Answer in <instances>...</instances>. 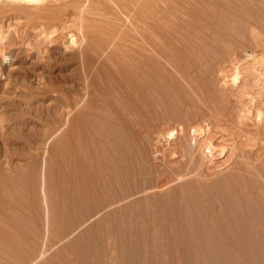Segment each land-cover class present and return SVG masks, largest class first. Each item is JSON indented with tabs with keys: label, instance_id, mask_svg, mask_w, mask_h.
I'll use <instances>...</instances> for the list:
<instances>
[{
	"label": "bare ground",
	"instance_id": "1",
	"mask_svg": "<svg viewBox=\"0 0 264 264\" xmlns=\"http://www.w3.org/2000/svg\"><path fill=\"white\" fill-rule=\"evenodd\" d=\"M18 1L26 12L41 21L42 35L51 41L58 37L68 38L70 45L80 47L85 69L88 68L85 64H95L100 53L112 46L106 52L107 58L122 76L114 79L112 75H117V70L114 72L108 63L102 64L103 67L100 65L97 82L93 79L87 82L90 85V80L93 81L95 98L86 100L90 93L80 98L72 105L76 114L71 115H75V120L67 113L63 125L48 135L42 166L35 170L36 173L31 168L26 176L22 174L25 179L7 178L1 183L2 212L9 213L14 209L18 203L14 205L13 201L20 197L24 202L22 207L32 210L30 213L37 207L41 211L40 205L35 206L41 202L43 234L37 248L34 245L35 250L29 252L24 245L33 244L30 241L34 238L32 231L25 226L28 224H24L20 216L5 213L7 218H13L8 223L15 222L16 225L13 223L5 233H0V262L9 259L12 263L13 259L16 264H116L119 252L128 249V254L142 255L141 258L135 256L141 259L139 263V258H135L137 264H235L242 251L244 255L241 257L248 262L246 255L258 252L255 240L264 239V0ZM57 1L58 4L61 1L62 6L56 7L54 3ZM182 14L187 16L186 21L179 16ZM179 22L184 26L188 24L185 30L195 23L198 28L190 33L196 32L197 38L204 33L199 29L202 27L229 36L222 38V46H212L203 40L196 43L204 56L200 60L212 69L209 66L206 69L192 59L193 65L196 62L201 64L200 69L194 65L198 70H192L188 65L190 61L183 58L186 63L181 58L184 52L179 48L178 51L167 39L169 35L163 28ZM226 30L232 31L231 36L225 33ZM6 31L0 25V46L9 38ZM131 41H136L138 46ZM84 42L88 43L84 45L88 49H82ZM185 46L183 48L188 49L185 52L189 54L184 55H190L192 49ZM215 49L218 52H214ZM0 54L5 57L1 47ZM215 57L220 58L217 66L211 63ZM229 58L236 60L234 66L227 64ZM180 78L191 92L182 87L184 83ZM187 93L195 94V100H199H192L196 103L189 101L194 98ZM154 103L160 105L164 113L159 114ZM182 104L194 105L199 111L204 109L198 113V117L203 114L204 125L191 116L193 109L190 112L191 108L184 106L190 111L183 110ZM151 106L155 107V117L149 111ZM157 115L160 121L153 125L158 120ZM138 116L145 119L134 121L133 118ZM70 117L73 118L72 124ZM190 117L198 124H193ZM61 126L70 129L66 128L64 132ZM76 154L88 160L87 163L94 162L96 182L90 174L93 166L90 163L81 165L86 164L83 160L78 162L79 167H85V171L91 168L80 174L84 178L77 171L74 175L73 171L68 174L73 165L76 168L72 159ZM148 156L151 157V166L149 162L148 166L143 165ZM49 158L52 168L47 165ZM70 160H73L71 169ZM156 161L163 170L158 168L160 172L156 174H145L151 171ZM65 167L68 171H64ZM48 168L53 169L50 174L55 175V178L52 176L54 184L50 183V188H55L50 189L52 194L55 191L51 197L47 189ZM100 169L106 173H101V179ZM208 172L211 174L205 175ZM37 173L38 185L35 182ZM71 174L72 177L67 178ZM186 177L199 182L193 183L194 187L190 189H181L183 193L175 189L178 197L165 196L168 197L165 202L160 200L161 197L158 207L151 203L154 211L142 205L139 208L133 206L129 212L115 214L111 219L105 216L107 220L102 219L99 226L81 233V238L75 236L78 227L86 224L87 219L83 217H90L98 204L101 203L98 210L101 211L107 206L125 203L124 200L138 190L150 194L160 186L159 182L170 185ZM68 179H72L70 189L66 187ZM35 188L39 196L35 195ZM66 191L69 193L65 196ZM38 213L32 215L38 217ZM130 213H138V216L130 217ZM79 220L82 223H78ZM129 223L131 228L126 229L124 225ZM113 224L117 225L115 229ZM41 228H38L39 232ZM72 236L75 239L71 243ZM67 241L70 244H66ZM116 243L122 246L118 247ZM138 249H142L139 252L143 254Z\"/></svg>",
	"mask_w": 264,
	"mask_h": 264
},
{
	"label": "rangeland",
	"instance_id": "2",
	"mask_svg": "<svg viewBox=\"0 0 264 264\" xmlns=\"http://www.w3.org/2000/svg\"><path fill=\"white\" fill-rule=\"evenodd\" d=\"M58 2L59 1L54 3V5H56V7L59 4H60V6H62L61 1L59 4H58ZM29 14L30 13H28L24 10L23 5H21L18 0H0V25H2L4 30L5 31L7 30L6 32H8V34L10 35V36L7 35L9 38H7V41H5L6 44L3 43L0 46L1 48H3L4 54H5V57H4V55L0 54V185L2 182L5 183V181H7V178L25 179L24 176H26L25 174H27L26 172H28L29 169L34 168L33 171H34V173H36L35 170L37 171V169L42 166V163H43L42 159L44 157L45 147L47 146L46 139H47L48 135L53 130L58 128V126L63 125V123L67 117V113L69 114V116L74 117V120H75V115L74 116L71 115V114H76V113H73V112H75V107L73 108L74 109V111H73L72 105H75V103H77V101H80L81 99H83L87 93H90V94H89V96H87L86 100L88 98L94 97V95H93L94 89H92L93 88L92 83H93V81L97 82V77H96L97 72L101 66L103 67L102 64L108 63L111 66V68L114 70V72L117 70L115 72L117 75H115L113 72L114 75H112V76L114 77V79H115V77L122 76L120 72L118 73L117 66L107 58L108 56H107L106 52H109L108 49L113 48L112 46L110 48L108 47L106 49V52L104 51L103 53H100L101 54L100 57L97 55L98 60L96 61V59H95V61H96L95 64H93L94 62H90L91 65L85 64L86 68L88 67L87 68L88 70H87L82 65L83 62H81L82 54H81V51H79V50H81L80 47L78 49V47L76 45H70L68 38L60 39L58 37L57 39H54V41H51L49 38L42 35V33H41L42 32L41 21L34 18L31 14L30 15ZM179 16L183 19L182 21L187 20V16H185L183 14L179 15ZM100 23H102V22H100ZM183 24L184 23L179 22L178 25L172 24L171 26L169 25L168 27L163 28L164 33L169 35L167 37V39L170 40V42H172L173 44H175V46L177 47V50L179 48L180 51H182L184 53H186V52L188 53V51L185 52V50H188V49L183 48L184 45H186L185 47H187V45H188V47L190 46L189 48H190V50L192 49L193 52H191L190 55H188L189 53L186 54L187 56L184 55V53H182L181 58L182 59L187 58V60L190 61L188 63V65L189 64L191 65V66L189 65V67L192 70H198V68L194 69V65H195V67L199 66V69L201 68V64L203 65V67H206V66L211 67L209 64L208 65L203 64L204 62H202V60H200L204 56L202 54L203 52L200 53L201 51L199 50V48H200L199 45L197 44V46H195L196 43L203 40V41H207L212 46H222V44H221L222 38L227 39V38H229V36L228 37L224 36L222 31L221 32L220 31L217 32L215 30L211 31V30H206L204 27H202L199 29L201 30V32L204 31V33L200 32L201 37L197 38V35H194V34H197L196 32L193 34H191L192 32L190 33V31L197 30L198 27H196L195 23H193L190 27L189 26L186 27V30H185V26H187L188 24H185V26ZM226 31H228V30H226ZM225 33H227V35H230L232 33V31H230V33H229V31L225 32ZM203 34H205V35H203ZM86 41L88 42V40H86ZM135 42L136 41H134V42L131 41V43L138 46V43H135ZM85 43L86 42L83 43L82 49L85 48L84 45L87 46V44H88V43L87 44H85ZM200 43H202V42H200ZM192 47H194V49L196 48V50L198 52H196V50H194ZM85 49H88V48H85ZM138 49H139V47H138ZM216 50L217 49H215L214 52ZM83 51L85 53V50H82V53H83ZM217 52H218V50H217ZM88 53H91V52L89 51ZM88 53H86V54H88ZM177 53L181 54V52L180 53L177 52ZM104 54H106V55H104ZM199 54H201V55H199ZM83 55H85V54H83ZM85 56H87V55H85ZM85 56H84V58H85ZM92 59H93L92 61H94V58H92ZM192 59H193V61L197 60L198 63H201V64L198 65V63L196 62V64L194 63V65H193ZM219 60H220L219 57H215L214 60H212L213 62L211 61V63H213V65L215 64L217 66L218 65L217 62ZM183 61H185L187 63L186 59L185 60L183 59ZM227 61H228L227 64L230 66H234L235 62H236V60L234 58H229ZM98 63H100V64L97 65ZM89 66L92 67L91 70H90ZM207 67H206V69H208ZM82 68H84V69H82ZM211 69H212V67H211ZM203 70H205V69H203ZM86 71H88L89 74H87L88 72H86ZM92 71H95V72H92ZM85 72L87 75H89V77L87 76L88 77L87 81H86V77H85L86 76ZM89 79H93V81L90 80V83H91L90 85L87 84V82H89L88 81ZM178 81H180V80L178 79ZM180 82L184 83L183 84L184 86L181 85L182 87H184V88L187 87L186 89L188 90V92H191V89L188 86H185L184 80L182 81V79H181ZM88 85H89V88H88ZM184 91H185V89H184ZM191 94H193V93H187V95H189V96ZM157 97L160 100H158ZM157 97H156V99L160 102L161 98L159 96H157ZM190 97L194 98V97H196V95L194 94V96L191 95ZM91 100L92 99H90V101ZM192 100H195V98L189 99V101H192ZM198 100L196 99L195 101H198ZM162 102L163 101H161L160 103L162 104V107H164ZM192 102L196 103L194 101H192ZM199 104L200 103L195 104V105L198 106ZM153 105H155V103ZM156 105H155V107H158L157 109H158V111H160L159 114L161 112L164 113V111L161 110V108L159 107L160 105H158L157 103H156ZM184 106H185V104L181 105L183 110H189L188 108H185V107H189V108H191L190 109L191 111L190 110L189 111L192 112V109H193V115H191V116L195 117L197 121L199 120L201 125H204L203 114H201L202 116L198 117V113L200 114L201 112L204 111V109L202 111L200 109V106H199L198 109H200V111L196 110L197 107L194 105H191V104H190V106L189 105H187L185 107ZM153 107L154 106H151V109L149 111L151 113V116L155 117L154 112H153ZM69 109H72L71 112H69L70 111ZM189 111H187V112H189ZM148 113L149 112H147V114ZM150 113H149V115H150ZM158 116L159 115H157V117H156V118H158V120H155V122L153 121L154 123L151 121L153 123V125L156 124V122L160 121ZM142 117H144V116H142ZM142 117L138 116L137 119L136 118H133V119L135 121V120H138L139 118L141 119ZM153 117H152V119H155ZM160 117H162V115H160ZM193 117H190V120H191V118L193 119ZM131 118H132V116H131ZM131 118H130V120H133ZM199 118H201V119H199ZM70 119H71V117H70ZM70 119H69V121H71L73 118L71 120ZM144 119H145V117L143 118V120ZM194 119L191 120V121H193V124H195V123L198 124L199 121L195 122ZM141 121H142V119H141ZM161 121H162V119H161ZM72 122H73V120L71 121V124H72ZM66 125H69V123ZM66 128H67V130H68V128L70 129L69 126L68 127L63 126L62 129L64 130V132L66 131L65 130ZM63 130H62V132H63ZM57 136H58V134H57ZM73 142L74 141H72V143ZM48 151H49L48 153L52 152L50 149V145H49ZM47 155H48V157H51V154H47ZM76 156L78 157L79 155L76 154V155L72 156V159H74V163L76 164V168H75V165L72 164L73 160H70V169H71V166L73 165V169H76V170L71 169L68 172L69 175H70L71 171L74 172L73 175L75 174V171H77V173L79 175L80 174L83 175V173L85 171L84 170L85 167L82 168L83 169L82 170L79 167L80 165L78 163V162H82V160H83L82 157H78V159H76L77 158ZM49 160H50V158L48 159V162H50V163H47V165H49L48 167H51V160L50 161ZM147 160L148 161L144 160L143 161L144 164L143 163L142 164L146 165V166H148L150 164L149 166H151L152 165L151 157L148 156ZM87 161L88 160H83V162H86V164L82 163L81 165H83V164L87 165L90 163V166H91L92 164H94L93 161H92L93 162L92 164H91V161H89V163H87ZM148 162H149V164H148ZM153 166H154L153 168H150L151 171H153V172H151L149 170V172L146 171L145 174H148V175H149V173H155L156 174V173L160 172V170H163V168H161L162 166L160 164L157 165V161L155 162V165H153ZM49 169L50 168H48V170ZM77 169H79L80 171ZM89 169H91V168H89ZM89 169H88V171L86 169L85 173L89 172ZM52 170L50 169V172L47 173V177H48L47 182H49L47 184V186L49 185V187H47V189H48V194H50L49 197H51V194H52L50 189L55 190L54 187L50 188V183H51V185H52V182L54 184V180L52 177L54 174H50V173H53V172H51ZM93 170H94V166H93V169H91L92 173L90 172L91 177L93 175H95L94 174L95 171H93ZM64 171H68L66 167H65ZM101 171H102V169H100V172H99L100 179H101L102 174L105 173V170H103L104 172L103 171L101 172ZM214 171L215 170H213V172ZM209 173L211 174V172H208V173H205V175L209 174ZM22 174H24V176H22ZM37 174H36V176H37ZM48 174H50L51 176ZM65 174H67V172H65ZM12 176H17V177H12ZM66 176H68V175H66ZM144 176H146V175H144ZM37 177H36L37 179L35 178L36 184L38 183L37 180L39 179V174ZM69 177H72V174H71V176H68L67 178H69ZM80 177L84 178L85 176L82 177L80 175ZM93 177H95V178H93V180L96 182L97 176H93ZM174 177H177V175ZM54 178H55V175H54ZM3 179H6V180H3ZM102 179H104V178H102ZM10 180H12V179H10ZM68 180H70L69 183H67L69 185L67 186V184L65 183L66 187H69L71 185L70 182L72 183V179H68ZM68 180H66V181L68 182ZM90 180L93 182L92 179H90ZM91 181H90V184L93 185L91 183ZM97 181H99L98 178H97ZM158 181H159V179H158ZM160 181H162V180H160ZM191 181H192V183H191ZM176 182L178 185L176 184ZM176 182H174V184L172 183L170 185H161L162 182H159V183H161L160 186H158L159 188L157 187L150 194L149 193L145 194L143 192L139 193L138 191H140V190L135 192L134 191L136 189L135 188L133 191L131 190L132 193L133 192H135V193H133L132 195L127 197L124 200L125 203L122 201L120 203L121 205L118 204L114 207L107 206L105 209L102 208L101 211H98L101 209V206H100L101 203L98 204L99 206L98 205L97 206L99 208L96 206L95 209H93V211H92L93 213L91 214L92 216L90 215V217H89V215H86L87 216L86 218L84 216L83 217L84 220L87 219L85 221L82 220L83 218L81 219V221L86 222V224L82 225V227H78L80 229L77 231L75 236H79L81 238V233L83 234L88 230L91 231L90 228H93L95 226L96 227L99 226L100 225L99 222L100 221L102 222V219L107 220L108 217L111 219V218H113V215H115V214H121V213L123 214V213L129 212L131 209H133V206L134 207L136 206L135 208L146 206V208L148 207L147 208L148 210L154 211L155 209L151 207V205L153 206V204H151V203H155V206H153V207H158L159 203H161L159 201V199L161 197H163V198H161L160 200H164V202L167 201V199H168V197H165V196H169V198H172L171 196L175 195L178 197V195H177L178 192L183 193V191L181 189L187 190V187H188V189H190V188L194 187L193 183L196 185L195 182L198 183L199 181L197 179L194 182L193 178L186 177V178L178 179V180H176ZM180 182H181V184H179ZM184 183H186V184H184ZM37 185L35 186L36 188H38ZM96 186L98 187V185H96ZM96 186H94V187L96 188ZM99 186H100V184H99ZM36 188H35V190H36L35 195H37V192H38V189H36ZM69 189H70V187H69ZM175 189H178V192L174 191ZM54 190H52V191H54ZM69 191L65 192L66 193L65 196L67 195V192L69 193ZM167 191H169V193H166ZM175 192H176V194H173ZM170 193H172V194H170ZM54 194H55V191L52 194V196H54ZM165 194H167V195H165ZM37 196H39V194ZM21 198L22 197L18 198V200H16V201H13V204L15 205L18 203L17 205H19V207L15 208V206H17V205H15L13 207L14 209H11L10 210L11 212L10 211H8V212L10 214L13 213L17 216H20V220L22 222H24V224H28L25 226H27L32 231L31 236L34 239H33V241H30V243L33 242V244H30V245L25 244L24 245L25 246L24 249H29V252H30L31 250H33V251L35 250V248H34L35 246L37 248V246H38L37 244H40L41 236L43 234V222H42L43 219L41 218V220H40V217H43L41 215L43 211H42V205L40 204L41 202L39 204L37 202L35 206L40 205L41 207H39V208H41V211L39 209H38L39 210L38 211L37 210L38 207H37L34 212L35 213L40 212V213H38V217H37V214H36V216L32 215V213H34V212L30 213V211H32V210H28L29 208L27 209V207L26 208L22 207L21 204H24V202H23V200H21ZM152 198H153V200H152ZM36 200H37V198H36ZM24 201H25V199H24ZM38 201H40V199H38ZM156 202H158V203H156ZM156 204H158V205H156ZM127 205H129V206H127ZM127 207H128V209H127ZM146 208L144 207V209H146ZM25 209H27V210H25ZM0 210H1V208H0ZM2 210L0 211V233L1 234L5 233V231L7 229H10L11 226L13 225V223L15 224V222H12L11 223L12 225L8 223V221H11L13 218L12 217L7 218V216H8L7 214H9V213L4 212V211L2 212ZM24 210L29 211V212H25ZM94 210L97 212H94ZM16 211L17 212L20 211V212L17 213ZM136 212L140 213V211H136ZM5 213H7V214H5ZM22 213H23V216H21ZM28 213H30V214H28ZM131 213H130V217L138 214V213H136V214H131ZM133 213H135V212H133ZM87 214H88V212H87ZM30 215L33 217H30ZM39 215H41V216H39ZM103 216H104V218H103ZM105 216H107V218H105ZM136 216H138V215H136ZM30 218H32V220ZM34 218H35V220H33ZM8 219H10V220H8ZM33 221L35 222L34 224H33ZM40 221L42 223L38 224V222H40ZM81 221L79 220L78 223H80ZM4 222H6V223H4ZM22 222H21V225L23 224ZM35 224L40 225V227L34 226ZM130 224L131 223L125 224L124 227L126 229L131 228ZM32 225H33V227H36V228H33ZM114 225L115 224H113V226ZM25 226H24V228H25ZM116 226L117 225L114 226V229ZM38 228H41L40 229L41 232H39ZM38 234H40V236ZM73 237L74 236H72L69 240V241H71V243L75 239ZM35 238H36V240H35ZM69 241H67L65 243L70 244ZM118 243L120 244V242H118ZM66 244H64V245H66ZM255 244H256V247L258 248V252H255L251 255L247 254L246 257H247L248 262L243 260V257H241L242 255H244V252L242 251L241 256H240V254H238V257H240V258L237 257L236 260H238V261L235 260L236 262H234V263L235 264H242V263L243 264H264V239H259L258 241L255 240ZM116 245H117V243H116ZM125 245H128V242L125 243ZM117 246L118 247L122 246V244L117 245ZM140 250L142 251V249H138V252ZM129 251L130 250L128 249L124 253H122V251L119 252V256H118L119 259L117 258V263L119 262L118 264H126V263L137 264L138 261L135 260V258H137V259L139 257L141 258L142 255H135V256H139V257H135L132 254H128ZM125 253H126V255H124ZM131 253H132V251H131ZM140 254H143V253H140ZM150 255H153V253ZM236 256H235V258H236ZM122 257H123V259H122ZM140 258H139V263L141 261ZM241 259H242V261H241ZM4 260L5 259H3L0 262V264H16L13 259H11L13 261L12 263L9 261V259H7L8 261L7 260L4 261ZM237 262H239V263H237ZM240 262H242V263H240ZM109 264H111V263H109Z\"/></svg>",
	"mask_w": 264,
	"mask_h": 264
}]
</instances>
